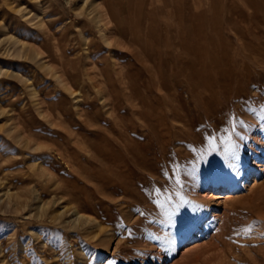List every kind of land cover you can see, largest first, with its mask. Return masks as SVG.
I'll list each match as a JSON object with an SVG mask.
<instances>
[{"label":"rangeland","instance_id":"374dc122","mask_svg":"<svg viewBox=\"0 0 264 264\" xmlns=\"http://www.w3.org/2000/svg\"><path fill=\"white\" fill-rule=\"evenodd\" d=\"M0 264H264V0H0Z\"/></svg>","mask_w":264,"mask_h":264},{"label":"bare ground","instance_id":"6f19581e","mask_svg":"<svg viewBox=\"0 0 264 264\" xmlns=\"http://www.w3.org/2000/svg\"><path fill=\"white\" fill-rule=\"evenodd\" d=\"M77 215H78V220H79V221H84V222L86 221V220L84 219L85 217H84L83 215H79V213H78ZM86 222H88V221H86Z\"/></svg>","mask_w":264,"mask_h":264},{"label":"snow or ice","instance_id":"6c2138e0","mask_svg":"<svg viewBox=\"0 0 264 264\" xmlns=\"http://www.w3.org/2000/svg\"><path fill=\"white\" fill-rule=\"evenodd\" d=\"M246 231H251V229H246Z\"/></svg>","mask_w":264,"mask_h":264}]
</instances>
